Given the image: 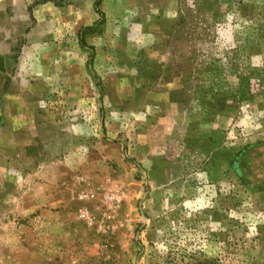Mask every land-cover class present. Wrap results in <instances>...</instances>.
Wrapping results in <instances>:
<instances>
[{
	"label": "rangeland",
	"instance_id": "rangeland-1",
	"mask_svg": "<svg viewBox=\"0 0 264 264\" xmlns=\"http://www.w3.org/2000/svg\"><path fill=\"white\" fill-rule=\"evenodd\" d=\"M0 264H264V0H0Z\"/></svg>",
	"mask_w": 264,
	"mask_h": 264
},
{
	"label": "trees",
	"instance_id": "trees-1",
	"mask_svg": "<svg viewBox=\"0 0 264 264\" xmlns=\"http://www.w3.org/2000/svg\"><path fill=\"white\" fill-rule=\"evenodd\" d=\"M99 13H102V12L99 10Z\"/></svg>",
	"mask_w": 264,
	"mask_h": 264
}]
</instances>
